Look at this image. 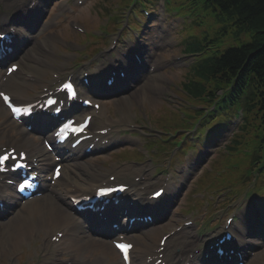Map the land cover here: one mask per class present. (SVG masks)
<instances>
[{
  "label": "bare ground",
  "instance_id": "obj_1",
  "mask_svg": "<svg viewBox=\"0 0 264 264\" xmlns=\"http://www.w3.org/2000/svg\"><path fill=\"white\" fill-rule=\"evenodd\" d=\"M21 2H25V1L22 0ZM18 50H20V49H18ZM19 52L21 53L22 51H19ZM4 58L8 59V56L5 55ZM20 61L24 62V66L22 68H25V72L30 73V72H32L31 70L35 69L34 66L30 65L28 62L25 61L24 56H21ZM140 78H142V80H143V76H140ZM15 85L26 86L27 83L24 80H22V83L20 82L18 84L17 82H15ZM148 85H150V83H148L145 86H148ZM140 92H142V91H140ZM10 93H11L12 97H16L15 90L10 89ZM38 132L44 133V132H46V128H41ZM25 134H27V133L22 131V135H19V138L17 139V143L21 144V146H19V149H25V151L28 153V155L30 157H36L39 162H41V163L47 162L48 165H50L51 159L48 158L47 152H45L44 150H41L38 145L35 146L34 148L29 147L27 145L26 141L24 140ZM16 135H18V134H16ZM24 145H26V146H24ZM27 146L31 150H29ZM46 166L47 165H44L39 170L45 171ZM68 171H70V168H68ZM59 192H60V194H62V192H64V194H67L66 189H64V191L59 190ZM30 204H36V206H35L36 208L34 209V212H33L35 219L33 220L32 224L29 222V220L26 221V219L22 216H18L14 221H12L10 223L4 224V225H2V223L0 224V226L2 225L1 229L5 232V236L7 238L8 246H11L15 243H17V244L23 243L32 233H34V230L36 231V234L40 233V228L45 223H52L54 225L58 224L59 222L62 221V216H64V214H65L64 209L61 206H59L58 204L54 203V200H52L51 197H49L48 195L43 196L40 200H38L36 202H31ZM27 209H29V208H27ZM66 220L69 222V224H71L73 226V233H72V235H69L65 239H67V241H70L71 238H73L72 243L75 247H77V250H75V253L78 252V249H87V248L101 249L102 252H106L109 250L108 244L105 243L104 241H101L99 239H92L89 237H82V236L75 235V234H79V235L82 234V232H81L82 227L77 222H74L71 219H66ZM17 222H19L20 225H17L16 224ZM139 237L140 238H138V239L144 241V243L143 242L142 243L145 244V237L143 236V234ZM148 238H150L151 241H153V239H154L151 234H150V236H148ZM153 244H154V242L152 243V246H153ZM180 245H182V244H180ZM0 247L4 249L3 243L1 241H0Z\"/></svg>",
  "mask_w": 264,
  "mask_h": 264
},
{
  "label": "trees",
  "instance_id": "obj_2",
  "mask_svg": "<svg viewBox=\"0 0 264 264\" xmlns=\"http://www.w3.org/2000/svg\"><path fill=\"white\" fill-rule=\"evenodd\" d=\"M206 2L217 5L229 20L237 21L241 28L252 31L255 35V40L250 46L242 50H230L220 62L210 65L212 68L210 75L227 78L241 65L247 53L261 46L253 56L259 66L256 69L264 78V46H262L264 44V0H206Z\"/></svg>",
  "mask_w": 264,
  "mask_h": 264
},
{
  "label": "rangeland",
  "instance_id": "obj_3",
  "mask_svg": "<svg viewBox=\"0 0 264 264\" xmlns=\"http://www.w3.org/2000/svg\"><path fill=\"white\" fill-rule=\"evenodd\" d=\"M110 1V0H109ZM92 2L90 4H88L85 8H83V10L79 11L78 12V15L76 17H69L71 19H75L79 22H81L80 24H83L85 23L87 26H89V24H95L96 22L98 24H101L103 22L104 19L103 18V14H100V12L102 13L103 10L100 9V6H99V10L98 11H94L91 7V6H97L99 3H96V4H93L91 5ZM100 14V15H99ZM135 14V12H134ZM58 15L55 14L54 17L56 18ZM171 16V15H170ZM131 18V23H134L132 22L133 19H132V16H130ZM53 17L50 18V20H52ZM99 20V21H98ZM180 25H181V20H178V19H175V18H172V17H169L168 19V26H169V36L168 38L170 39V46L169 47H162V48H159L156 50V53L158 55V57L160 56V53H164L165 55H167V58H170V56H172L173 54L175 55H179L181 53V51L179 50V47H177L180 43H181V37L177 34V33H174V28H180ZM177 30V29H176ZM46 45H47V48H46V51L44 53V57H43V60L46 61V62H50L54 59L53 57V53L55 52V49L53 47V45L51 46V43L50 41H45ZM155 53V51H154ZM171 76L172 78H176L178 76L177 73H171ZM178 83H180V79H177ZM148 97V100L150 101L151 104H154V105H159L160 102L156 99H153L151 98L150 96H147ZM1 117L3 118V123H7V119L6 117H3L1 115ZM264 197V195H262ZM189 198H185L184 201H188ZM179 220H181V218L179 217Z\"/></svg>",
  "mask_w": 264,
  "mask_h": 264
},
{
  "label": "snow or ice",
  "instance_id": "obj_4",
  "mask_svg": "<svg viewBox=\"0 0 264 264\" xmlns=\"http://www.w3.org/2000/svg\"><path fill=\"white\" fill-rule=\"evenodd\" d=\"M0 39H3V37H0ZM7 71L9 73L15 71V66L8 68ZM65 88H68L69 90L71 89V85H65ZM0 96H3L4 101L7 103L8 102V97L4 96L3 93H0ZM23 154H21L22 156ZM12 159L15 160V157L11 156V153H6L4 155H0V166L4 165L5 161ZM20 165H17V167H19ZM0 170H3L2 167H0ZM24 185H21V187H23ZM163 195V190H161L160 192H156L154 193V196H162ZM117 247L121 248L122 250H126L128 247H130V245H122V244H118Z\"/></svg>",
  "mask_w": 264,
  "mask_h": 264
}]
</instances>
